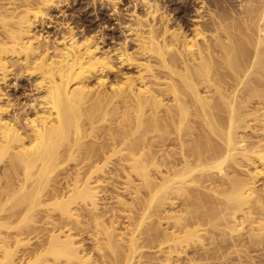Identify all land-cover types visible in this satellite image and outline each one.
Segmentation results:
<instances>
[{
    "label": "bare ground",
    "instance_id": "1",
    "mask_svg": "<svg viewBox=\"0 0 264 264\" xmlns=\"http://www.w3.org/2000/svg\"><path fill=\"white\" fill-rule=\"evenodd\" d=\"M208 1L190 37L140 0L135 52L116 57L137 77L109 84L96 37L32 33L65 0H0V82L27 71L35 92L16 112L0 91V264H209L227 251L248 264L264 247V0Z\"/></svg>",
    "mask_w": 264,
    "mask_h": 264
},
{
    "label": "rangeland",
    "instance_id": "2",
    "mask_svg": "<svg viewBox=\"0 0 264 264\" xmlns=\"http://www.w3.org/2000/svg\"><path fill=\"white\" fill-rule=\"evenodd\" d=\"M65 1H66V3L64 2L60 5L61 10L60 9H58V10L51 9L49 11L50 12L49 17L51 19L50 20L51 22L48 19L44 25H42V26L36 25L35 28L32 30V33H35V34L37 33V35H39L40 37H43V38L46 37L47 38L46 41H49V42H51L53 40L54 41H60L61 36L63 34H65V32H66L65 29L68 27V28H72L74 31H76V33L78 35L77 37L80 39H82L83 37H87V36L88 37H90V36L96 37L97 43H98V48H99L98 53L99 54H108V56L112 57V61H113L114 70L112 72H110V74L108 73V75L106 76L107 78L105 77V80H106L105 83L114 84L115 81L118 80V78L120 79V76H123V77L129 76L130 78L132 77V79L136 78L137 77L136 69L132 66H128L127 64H125V67L123 66L124 64L122 66H119V58L116 59V57H118V51L124 43L126 44V46L128 45L127 46L128 48L126 46L125 47L128 49L127 51L129 53L135 52V49L133 50V48H135V47H133V46H135V43L132 40L130 41V39L126 40V37L131 36L126 32V30L128 29V28L126 29V26L127 27L129 26L128 23L131 22L132 16H134V15H138V16L141 15L142 16L144 14L145 8L143 7L142 4H141L142 6L140 5V0H117V1H115L116 7H117V8L115 7V9L117 11L116 14L112 11V6H111L112 3L110 2V0H65ZM205 1H206V3H208V6L210 7V9H212L211 11H214V7L210 6L212 4L208 0H205ZM236 1L235 0H229L227 2L231 3V5L234 3V6H236ZM157 2H158L159 7H160L159 14L160 13H162V14L164 13L165 15L168 14L169 17L167 15L166 16L172 20V21L170 20V23H169V24H171V25H169L170 28L172 27V29H174L175 27L176 28L181 27L182 31L189 34L191 37V30L193 29L192 27H194L196 25V23L199 21V19L197 20V17H196L197 16L196 11L198 10V8L200 6L199 0H157ZM224 2H226V0ZM224 2H222V0L216 1L217 4H223ZM37 7L40 8V6H37ZM41 8H43V7H41ZM202 15H204V13ZM205 15H206V13H205ZM187 34H185V35H187ZM189 35H188V37H189ZM13 69L14 68H12L11 71ZM24 72H21V73L16 72L14 77L12 75H10L11 77L8 75L5 79V82H0V91L3 94H6L7 96H9L8 98L11 102L14 101L13 104L17 106L16 112H17V109H23L22 108L23 106H25L26 104H29L31 99H33V95L35 94L34 89H33L34 88L33 87L34 77H32L33 75H30V72H27V71L25 73ZM10 74H13V73L11 72ZM94 78L95 77L89 79V82H88L90 84L89 86L96 87V84H97L96 81L97 80ZM32 90H33V92H32ZM18 112L20 114H22V112H20V111H18ZM29 113L30 112L28 111V114ZM5 159L2 158L0 160L1 161L0 170H2V172H1L2 174H5V172L3 170V169H5L4 162H3V161H5ZM1 168H3V169H1ZM0 176L2 177V175H0ZM2 182H4V181H2ZM261 182H264V179H263V181L261 180L257 185L260 186L262 184ZM118 192H121V191H118ZM124 194H125V198H126L127 197L126 193H124ZM107 206H109V207H107ZM105 207L110 208L111 206L105 205ZM122 220H125V219L123 218ZM122 220L120 219L119 220L120 222L118 221V223H117L118 226L116 225V228L117 227L119 228V226H120L119 223H121V225L123 223L126 224V221L123 222ZM14 223H13V226H14ZM2 231H0V233ZM10 231H11L10 233L13 232L12 236H14L15 232H18V230H16V229L15 230L13 229ZM3 234H4V231H3L2 235ZM243 237H245V238H243ZM243 237L241 236L242 241L246 240V235L245 236L243 235ZM241 238L239 237L238 239L241 240ZM12 243H13V239L10 240L9 245L10 246L14 245V243L13 244ZM15 246L16 245H14V247ZM222 246H225V245L223 244ZM21 247L22 246L16 247V252H17L16 256L23 254V250H22L23 248H21ZM262 248L264 251V247H261L260 249L262 250ZM18 249H20V250H18ZM25 249H26V247L24 248V250ZM260 249H258V250L261 251ZM258 250H257V252L253 251V252H255L254 254H253V252H251L250 256L252 257V259H253V257H255L254 258L255 260L257 259V257L259 258V256H261L262 261H261V259L260 260L258 259L256 261L253 259L252 262H250L248 264H258V263L260 264L261 262H264L263 261L264 257L262 256V254L264 252L262 251L261 255H260V252H258ZM224 254L225 255L227 254L228 256L227 255L226 256L227 257L230 256V257L227 258L224 255V257H225L224 260L226 259L225 261L222 258L221 259L222 262H221V260L210 261L209 264H212V263L213 264H221V263L222 264H237V263L240 264V262L242 261V259H241V261H238L237 257L233 256L234 254L229 255L228 251H227V253H224ZM252 254H253V256H252ZM232 258L234 259L233 261H232ZM235 259H237V260H235ZM218 262H220V263H218ZM198 263L201 264L202 262H198ZM203 264H204V262H203ZM242 264H247V263L243 262ZM261 264H264V263H261Z\"/></svg>",
    "mask_w": 264,
    "mask_h": 264
}]
</instances>
